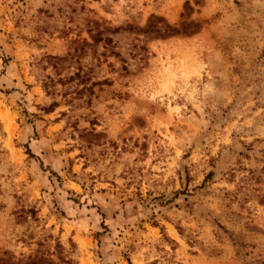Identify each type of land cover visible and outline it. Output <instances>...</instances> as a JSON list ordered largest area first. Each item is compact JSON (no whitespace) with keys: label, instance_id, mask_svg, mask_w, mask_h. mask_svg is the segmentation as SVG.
<instances>
[{"label":"rangeland","instance_id":"rangeland-1","mask_svg":"<svg viewBox=\"0 0 264 264\" xmlns=\"http://www.w3.org/2000/svg\"><path fill=\"white\" fill-rule=\"evenodd\" d=\"M264 264V0H0V264Z\"/></svg>","mask_w":264,"mask_h":264},{"label":"trees","instance_id":"trees-1","mask_svg":"<svg viewBox=\"0 0 264 264\" xmlns=\"http://www.w3.org/2000/svg\"><path fill=\"white\" fill-rule=\"evenodd\" d=\"M32 264H36L35 262H33Z\"/></svg>","mask_w":264,"mask_h":264}]
</instances>
